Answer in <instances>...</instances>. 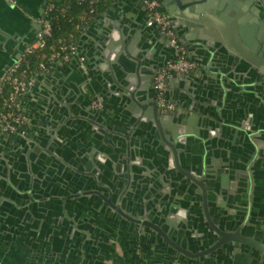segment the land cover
<instances>
[{
	"label": "crops",
	"instance_id": "0c3cea01",
	"mask_svg": "<svg viewBox=\"0 0 264 264\" xmlns=\"http://www.w3.org/2000/svg\"><path fill=\"white\" fill-rule=\"evenodd\" d=\"M21 1L24 19L15 18L0 1V25L11 33L0 38V73L38 37L45 0ZM205 1L208 27L224 32L234 56L222 57L208 41L207 31L189 27V21L180 18L173 27L197 67L185 80L170 79L168 99L184 115L177 128L186 123V128L207 138L197 146L193 141L185 152L191 156L193 148L199 155L202 148L206 150L203 163L208 175L203 178L210 185L212 214L231 220V228L250 219L262 230L264 88L234 65L239 60L251 65V48L264 46V13L258 19L245 0ZM225 10L230 20L222 17ZM231 13H240V19ZM147 20L139 0H113L80 33L78 47L84 62H55L37 72L34 84L25 91L22 106L29 133L23 138L27 141L19 135L0 136V175L12 177L23 190L13 193L18 203H0V264H177L150 248L145 238L133 240L127 221L108 204L90 195H79L82 199L77 201V194L96 187L87 183L94 176L124 213L137 212L135 203L142 204L138 207L150 216L162 212L179 227L174 237L185 246L194 245L201 227L188 225L178 211L190 214L191 209L201 208L193 205V199L201 202L202 188L171 167L175 165L172 150L157 131L155 118L146 115L149 109L143 107L155 98L154 67L174 62L176 52L164 35L149 29ZM99 95L105 102L100 123L90 112L99 111L92 107ZM201 106L212 116H201ZM140 121L143 134L129 145L124 134ZM101 125H111L112 130L102 133L106 130ZM173 134L163 133L167 138ZM117 148L133 152L121 153ZM185 158L182 164L189 165ZM129 166V172L123 171ZM196 171L203 174L199 168ZM37 201L41 203L29 209V203ZM65 213L81 220L85 231L72 228ZM209 264L260 263L237 252L234 261L222 257Z\"/></svg>",
	"mask_w": 264,
	"mask_h": 264
},
{
	"label": "water",
	"instance_id": "95a60500",
	"mask_svg": "<svg viewBox=\"0 0 264 264\" xmlns=\"http://www.w3.org/2000/svg\"><path fill=\"white\" fill-rule=\"evenodd\" d=\"M2 5L5 6L6 9H8L12 14H14L15 18H23L25 15V11L22 10V1L21 0H0ZM247 4H250V10L251 13L254 14L258 19L262 18V13H264V0H245ZM48 4V0L44 1V7L42 8V13L45 11V7ZM163 7L165 11L170 15L172 25L176 24L180 18L185 17L189 21V27L192 28H203L205 31L209 33V36L207 37L208 41H210V44L219 52L222 53V57L226 59V57H233L234 55L227 49V45L224 41V32L222 30H219L217 28L208 27L209 20L207 17H205V9H206V1L204 0H162ZM204 5V17L202 15V9ZM144 10L146 8L144 7ZM147 11V10H146ZM229 13L227 10H225L222 14V17H224L226 20L229 19ZM230 15L235 16V18L240 19V13L235 14L231 13ZM47 20H50V17L47 18ZM148 21V20H147ZM147 24V23H146ZM185 24V22H184ZM148 26V25H147ZM151 31L154 33H161L158 26H148ZM41 30V26L38 28V33ZM10 30L0 25V38H5L10 35ZM163 35V34H162ZM31 42L29 46L32 44ZM28 46V47H29ZM253 55L248 58L251 65L246 64L243 60H239V64L236 67L235 70L237 72L247 73L250 74L251 77L254 78L258 83L262 84V87L264 88V46L255 45L251 48ZM26 52V51H25ZM24 52V53H25ZM23 55V54H22ZM22 55H19V57L12 63L11 65L7 66L1 73H0V82L2 78L5 76L7 71L11 66H13L18 59L22 57ZM228 61V60H227ZM163 65H160L159 67H154L155 72H158L160 67ZM248 67V68H247ZM240 68V69H239ZM239 69V70H237ZM155 74V73H154ZM181 79H187L188 75L187 73L181 74L179 76ZM153 80L155 81V78L153 77ZM170 81V80H169ZM168 81V83H169ZM134 95V94H133ZM169 93L167 92V96ZM145 109H149L147 116L154 117V121L156 122L157 128L161 134L162 138L165 142V144L168 145L169 148H171V159L175 160V165H171L176 167L178 172L183 175V177H186V179H189L190 181L194 182L196 185H198L202 190L198 192V194L202 195L201 202L194 198L193 205L200 207H195L194 211L191 209L190 214H186L185 210L180 209L178 213L180 214V218L184 219L188 225L190 226H200L201 230L199 235H197V239H195L196 243L194 245L190 243L188 246H183L179 244L176 240H174L172 237L174 236V233L167 228L163 230L159 224L152 223L148 216H142V215H128L124 213L120 206L115 205L111 202V200L106 196V201L121 215L124 217H127V227L129 229V233L132 235L133 240H139L144 234V232H149V229H153L158 231V233L164 238L166 243L169 245L167 246L168 254L166 255L168 260H171L172 262H176L178 264H209L212 260H220L222 257H230L234 261L235 253H242L246 256H251L254 260H256L260 264H264V226H262L261 229L256 228V224L252 223L250 219H245L246 222L244 223H237L232 228L229 226L230 223H228L231 220H226L223 218L222 215L218 214H212L210 201H209V194L208 191L210 190V185L206 184L205 178H203V175H208L207 168L208 166L204 164L206 157V150L203 148L200 150L201 155L197 152V149L195 150L193 148V155H189V153L185 152L186 148H188V145L193 143V141L196 143V146L198 143L202 144L203 140L206 141L207 138H204L203 134H201L197 130H193L192 128H186L185 124H180L179 128H177V125H175L177 122H180V117L184 116L181 115V113L178 111V109H175L173 111L163 109L159 106L155 98L152 100H148L147 103L143 106ZM90 112L93 114V116H96L98 118V123L101 121L103 122L102 113L100 111H95L93 109L90 110ZM199 114L201 116H204V114L211 117L210 113H204V107L199 108ZM145 118V117H143ZM142 118V119H143ZM203 118V117H202ZM202 120L203 123V119ZM205 120V118H204ZM213 121V120H212ZM143 121L138 122L134 127V129H130L129 133L124 134L128 144L130 145L132 142L131 140H135L138 137H140L141 134H143V130L140 127H143ZM164 124V126H163ZM167 124V128L165 125ZM106 130H100L102 133H108V131L112 130L111 125H101ZM139 126V127H137ZM165 128V129H164ZM156 130V129H155ZM174 131V134L172 132ZM171 132L173 134V138H167L163 135L165 132ZM106 133V134H107ZM0 136H2V133L0 132ZM5 139H10L11 137L9 135H3ZM96 136H99V134H96ZM22 139V142H26L27 139H24L23 137H19ZM110 143L115 144L116 142L110 141ZM204 143V142H203ZM118 145V144H117ZM130 147V146H127ZM117 152L121 153H129L131 154V148H128V150L125 152L121 148L116 149ZM133 152V151H132ZM198 156V157H197ZM185 157H188V163L189 165L182 164L186 160ZM199 158V159H197ZM185 159V160H184ZM172 161V160H171ZM207 161V159H206ZM17 163L15 164V166ZM196 168L203 172L202 175H198V172L196 171ZM129 172L130 166L124 167L123 171ZM124 173V172H123ZM21 175V174H19ZM98 175V174H96ZM123 175V174H122ZM129 177V184L132 183V175L130 173L127 174ZM99 177V176H98ZM184 182L187 184L189 183L187 180L184 179ZM87 183H89L91 186H96L93 189L85 190V192H82V194H77L76 198L79 197V195H90L92 199L94 198L93 193H96L98 190H102L105 185L102 184L98 180L96 176L91 178L90 180H87ZM90 186V187H91ZM108 188V187H107ZM212 188H215V186H212ZM17 190L18 192H22L23 190L16 185V183L12 180V177H8L6 175L1 176L0 175V203L6 204V203H18L16 199L13 196V193ZM28 192V190H26ZM24 192V193H26ZM197 194V193H196ZM26 198L33 200H42V197L39 195H24ZM82 197L77 198V201H81ZM74 198L70 200V202H73ZM37 202H30L29 209L33 208L34 206H38L40 203ZM199 201V202H198ZM31 211V210H30ZM186 215H185V214ZM35 215V212H33ZM66 216L70 218L68 220V223H70V226L72 228H75L77 230L81 229L84 230V227L81 225V220L77 219L75 215H71L68 213H65ZM157 214H162V212L157 211ZM219 217V219H218ZM218 220V222H217ZM224 221V223H222ZM129 222V223H128ZM168 225H173L176 227V223L173 222L171 219L167 220ZM226 224V227L224 225ZM263 224V223H262ZM227 225L229 227H227ZM85 231V230H84ZM150 233V232H149ZM192 239H190L191 241ZM150 248H154L155 250H159V244L158 241H151L149 242ZM152 246V247H151ZM205 246V247H204ZM174 248L178 253L173 254ZM186 256L190 258L189 261H186L184 257ZM233 256V257H232Z\"/></svg>",
	"mask_w": 264,
	"mask_h": 264
},
{
	"label": "built area",
	"instance_id": "2783aa9c",
	"mask_svg": "<svg viewBox=\"0 0 264 264\" xmlns=\"http://www.w3.org/2000/svg\"><path fill=\"white\" fill-rule=\"evenodd\" d=\"M139 1L147 10V25L158 26L176 52V60L160 68L154 81L155 100L163 109L173 111L176 109V105L168 99V81L174 76L191 72L197 67V64L191 58L188 48L181 42L172 25L170 15L164 10L162 0ZM95 4L96 0H90V12L82 16V21H87L90 15L95 12ZM54 9H56L54 0H48L40 19L41 30L37 39L28 47L25 54L9 68L0 82V132L2 134L22 137L28 135V118L22 106V97L27 88L34 84L37 72L47 70L55 62H69L73 59L84 62L78 44H69L66 40L59 39L57 43L47 46V39L53 34L51 21L47 18ZM30 56H36L34 66L30 65ZM92 107L99 111L103 109L105 107L103 96H96L92 101Z\"/></svg>",
	"mask_w": 264,
	"mask_h": 264
},
{
	"label": "trees",
	"instance_id": "16d2710c",
	"mask_svg": "<svg viewBox=\"0 0 264 264\" xmlns=\"http://www.w3.org/2000/svg\"><path fill=\"white\" fill-rule=\"evenodd\" d=\"M113 0H96L95 12L90 15L92 18L98 12L105 10ZM56 9L49 15L52 24L53 34L47 39V46L55 44L59 39H64L69 44H78L79 36L87 21H82V16L90 12V0H54ZM65 10L62 12L61 10ZM31 66L35 65L36 56H30Z\"/></svg>",
	"mask_w": 264,
	"mask_h": 264
},
{
	"label": "flooded vegetation",
	"instance_id": "af4514ba",
	"mask_svg": "<svg viewBox=\"0 0 264 264\" xmlns=\"http://www.w3.org/2000/svg\"><path fill=\"white\" fill-rule=\"evenodd\" d=\"M111 189V191H113V189L110 187L109 188V190ZM103 195L104 196H106L107 197V199L109 198L110 200H111V202L112 203H114V198H113V195L112 194H110V195H105V193H103V191L102 190H98V191H96V193L94 194V196L99 200V201H103L104 203H106V204H108L111 208H113L107 201H106V199H105V197H103ZM115 205H117L116 203H114ZM136 205H134V206H136L137 207V212H135V213H133L132 215H142V216H148V217H150L149 218V220L152 222V223H156V224H159L160 226H161V228L163 229V230H165V228H167L168 230H170L171 232H172V234L173 233H175V231H179V227L178 226H176V227H174L173 225L171 226V225H168L167 224V220H169L170 218H168L166 215H164V214H154V215H152V216H150V215H148L147 213H146V210L144 209V208H139L138 206H143L142 204H139V203H135ZM119 206V205H118ZM114 209V208H113ZM136 209V208H135ZM115 210V209H114ZM117 212V211H116ZM118 213V212H117ZM129 215V214H128ZM145 216V217H146ZM120 217H121V220L123 221H127V217H124V216H121L120 215ZM150 231V233L148 232H144V234H142L143 236L141 237V238H145L146 240H148L149 242H151V241H155V242H157L158 241V244H159V252H161L162 254H166V255H169L168 254V250H167V246H169L167 243H166V241L164 240V238L158 233V231H156V230H153V229H149ZM174 240H176L179 244H181V245H183L177 238H175L174 236L172 237ZM183 246H185V245H183ZM186 247V246H185ZM205 247V246H204ZM172 250H173V254H177L178 252L174 249V248H172ZM183 257H184V259L186 260V261H189L190 260V258H188V257H186V256H184V255H182ZM230 258V257H229ZM228 261H230V259L228 260ZM172 262V261H171ZM175 262V261H174ZM176 263V262H175ZM178 264V263H177Z\"/></svg>",
	"mask_w": 264,
	"mask_h": 264
}]
</instances>
